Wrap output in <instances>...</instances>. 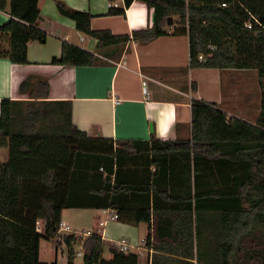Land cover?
I'll list each match as a JSON object with an SVG mask.
<instances>
[{
    "label": "trees",
    "instance_id": "16d2710c",
    "mask_svg": "<svg viewBox=\"0 0 264 264\" xmlns=\"http://www.w3.org/2000/svg\"><path fill=\"white\" fill-rule=\"evenodd\" d=\"M39 1L0 0V10L11 15L0 27L1 59L28 65V45L47 41L39 27ZM123 1L108 15L125 17L139 1L153 10V25L115 36L93 31L90 13L60 1L56 6L79 32L98 40L101 55L107 48L123 51L131 42L187 36L191 68L254 71L264 86V0ZM99 61L64 42L51 64L80 67ZM72 110L69 101H1L0 150L6 149L8 158L0 163V264H49L40 261L41 242L54 241L58 250L63 211L87 206L73 202L77 173L95 175L101 168L106 186L92 206L115 211L123 224H147L152 264H264V101L253 125L228 120L216 104L194 100L191 140L161 141L153 135L145 141V188L120 180L123 156L139 153L138 141L82 132L72 122ZM142 196L145 203H136ZM63 240L67 264H76L74 246L82 238ZM105 245L98 235L84 240L82 264H139L136 253L117 243L109 248L111 258H104Z\"/></svg>",
    "mask_w": 264,
    "mask_h": 264
},
{
    "label": "crops",
    "instance_id": "0c3cea01",
    "mask_svg": "<svg viewBox=\"0 0 264 264\" xmlns=\"http://www.w3.org/2000/svg\"><path fill=\"white\" fill-rule=\"evenodd\" d=\"M57 1L71 10L90 13L93 31L122 36L153 25V10L139 1L131 5L124 17L108 15L111 3L123 7V0H40L39 27L47 34V41L28 45V65L17 66L0 58V117L3 99L71 102L72 122L78 130L115 141H138L139 153L131 151L123 156L120 180L141 188H145V141L153 135L161 141L191 140L194 100L216 104L228 120L256 124L264 101V86H260L256 72L191 68L189 38L172 34L148 44L131 42L123 51L104 49V54L113 57L107 58L99 54L98 40L82 34L73 20L59 14ZM10 19L7 8L0 10V27ZM64 42L96 55L100 61L93 66L52 65V60L61 56ZM144 81L148 82V96L143 93ZM7 158L8 151L0 150V163ZM106 176L103 168L95 175L77 173L71 192L73 202L87 206L63 211L62 221L71 231L60 233L54 260L45 263L59 264V252H66L67 257V243L63 239L91 232V237L98 235L106 243L104 253L109 252L111 245L125 241L129 252L139 256V264H152L153 250L143 242L150 232L147 224H123L110 219L115 211L92 206L98 202L94 196L106 186ZM136 203H145V196ZM80 238L78 245L84 255L82 243L90 237ZM48 244L55 247L54 241L41 242V262ZM110 258L111 254L106 259Z\"/></svg>",
    "mask_w": 264,
    "mask_h": 264
},
{
    "label": "built area",
    "instance_id": "2783aa9c",
    "mask_svg": "<svg viewBox=\"0 0 264 264\" xmlns=\"http://www.w3.org/2000/svg\"><path fill=\"white\" fill-rule=\"evenodd\" d=\"M111 7H117V5L115 4H112L110 5V8ZM247 28L248 29H252V26L250 24L247 25ZM205 59H204V56L203 55H200L199 56V61L200 62H203ZM143 93L145 96H148V82L147 81H144L143 82ZM115 104H118L119 103V99L118 97H115ZM111 220H118V215L116 213H113V215L110 217ZM62 231H68L70 232L71 229L69 226L66 225L65 222H61L60 224V230H59V234L62 232ZM75 234V233H74ZM76 235L78 236V238L80 237H83V236H88V237H91L92 236V233L91 232H87V233H76ZM144 243L146 242L145 240L143 241ZM119 245L121 246V249L122 251L124 252H129V245L125 242V241H121L119 243Z\"/></svg>",
    "mask_w": 264,
    "mask_h": 264
},
{
    "label": "rangeland",
    "instance_id": "374dc122",
    "mask_svg": "<svg viewBox=\"0 0 264 264\" xmlns=\"http://www.w3.org/2000/svg\"><path fill=\"white\" fill-rule=\"evenodd\" d=\"M74 250H75V258H74V262L76 264H82L83 263V259H84V255L82 253V250L80 248L79 245L74 246ZM56 252V248L50 244H48V248L45 249L42 253V257L41 260L43 263L47 262L48 260H54V258H52V256H54V253ZM105 258H108V256L110 255V253L108 251H105ZM59 264H67V257H66V252H59Z\"/></svg>",
    "mask_w": 264,
    "mask_h": 264
},
{
    "label": "water",
    "instance_id": "95a60500",
    "mask_svg": "<svg viewBox=\"0 0 264 264\" xmlns=\"http://www.w3.org/2000/svg\"><path fill=\"white\" fill-rule=\"evenodd\" d=\"M172 25H173V18H169L168 19V26H172ZM150 127H151V133H153L154 132L153 125L150 124Z\"/></svg>",
    "mask_w": 264,
    "mask_h": 264
}]
</instances>
